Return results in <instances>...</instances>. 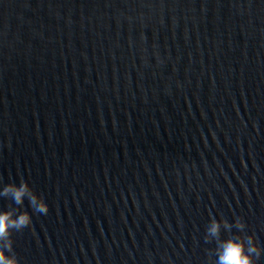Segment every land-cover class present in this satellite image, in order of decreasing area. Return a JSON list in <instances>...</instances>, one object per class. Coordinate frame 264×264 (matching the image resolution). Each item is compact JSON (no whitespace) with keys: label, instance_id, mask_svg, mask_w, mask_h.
I'll return each mask as SVG.
<instances>
[{"label":"water","instance_id":"95a60500","mask_svg":"<svg viewBox=\"0 0 264 264\" xmlns=\"http://www.w3.org/2000/svg\"><path fill=\"white\" fill-rule=\"evenodd\" d=\"M2 211L18 264H264V0H0Z\"/></svg>","mask_w":264,"mask_h":264},{"label":"clouds","instance_id":"9594fccd","mask_svg":"<svg viewBox=\"0 0 264 264\" xmlns=\"http://www.w3.org/2000/svg\"><path fill=\"white\" fill-rule=\"evenodd\" d=\"M12 194V198L17 205H21L25 197L28 198L29 206L34 211L40 214H46L48 212V205L44 200L36 195L26 181L21 180L19 185L9 183L3 189V195L7 196ZM31 224V216L27 211H21L15 218L13 217V211L0 212V241H4L0 245V264H18V261L13 258H8L5 255V251L10 250L12 242L9 239L12 230L21 231L25 227ZM226 229L231 227L226 221L224 222ZM220 224L216 221L211 222V226L208 229L209 235L217 237L219 234ZM235 227L238 231L243 229L244 224L241 221L235 223ZM207 238V237H206ZM247 240V246L245 243ZM255 252V248L252 246V237L247 238L243 236H236L225 241H221L218 245V264H254L252 259V253Z\"/></svg>","mask_w":264,"mask_h":264}]
</instances>
